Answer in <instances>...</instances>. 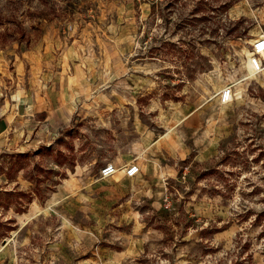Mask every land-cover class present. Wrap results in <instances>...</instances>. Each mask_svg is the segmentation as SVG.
<instances>
[{
    "label": "rangeland",
    "instance_id": "374dc122",
    "mask_svg": "<svg viewBox=\"0 0 264 264\" xmlns=\"http://www.w3.org/2000/svg\"><path fill=\"white\" fill-rule=\"evenodd\" d=\"M262 38L264 0H0V264H264Z\"/></svg>",
    "mask_w": 264,
    "mask_h": 264
},
{
    "label": "built area",
    "instance_id": "2783aa9c",
    "mask_svg": "<svg viewBox=\"0 0 264 264\" xmlns=\"http://www.w3.org/2000/svg\"><path fill=\"white\" fill-rule=\"evenodd\" d=\"M262 52H264V38H262L261 41H258L255 45L252 46L253 55L250 58V66L254 72H260L264 70V62L261 60ZM230 93V87L224 88L219 94L220 99L224 101ZM120 171H124L126 177L133 178L140 174V167L135 163L128 164L125 167H118L117 165L107 164L103 166V168H101L100 178H111L118 174Z\"/></svg>",
    "mask_w": 264,
    "mask_h": 264
},
{
    "label": "crops",
    "instance_id": "0c3cea01",
    "mask_svg": "<svg viewBox=\"0 0 264 264\" xmlns=\"http://www.w3.org/2000/svg\"><path fill=\"white\" fill-rule=\"evenodd\" d=\"M5 120L6 119L3 116L0 118V128H1V130H0V139H1L2 136L6 135V133H8L9 130H10L9 121H5Z\"/></svg>",
    "mask_w": 264,
    "mask_h": 264
}]
</instances>
